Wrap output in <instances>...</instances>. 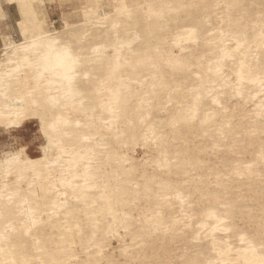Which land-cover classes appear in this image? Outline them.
<instances>
[{
  "label": "rangeland",
  "instance_id": "obj_1",
  "mask_svg": "<svg viewBox=\"0 0 264 264\" xmlns=\"http://www.w3.org/2000/svg\"><path fill=\"white\" fill-rule=\"evenodd\" d=\"M26 6L60 39L27 52L35 60L56 47L76 57L72 88L82 102L63 106L65 83L49 90L41 65L6 60L24 55L7 43L24 34L17 6L0 0V90L22 117L0 116V145L36 157L50 139L36 168L0 165V243L47 244L0 245V264H247L245 251L263 256L264 0ZM93 8L106 14L86 20ZM101 43L118 48L94 52ZM52 66L43 62V73ZM112 88L115 112L100 118ZM36 99L61 121L44 124ZM75 149L84 152L76 169L68 166ZM16 185L22 190L11 193Z\"/></svg>",
  "mask_w": 264,
  "mask_h": 264
},
{
  "label": "bare ground",
  "instance_id": "obj_2",
  "mask_svg": "<svg viewBox=\"0 0 264 264\" xmlns=\"http://www.w3.org/2000/svg\"><path fill=\"white\" fill-rule=\"evenodd\" d=\"M6 1L10 4H15L17 6L18 12L20 14V18L17 20V23L21 26V31L24 34V37H23L24 40L16 41V39H11V38L7 40L9 48H12L14 50L23 49L24 55L22 57L18 56L16 59H13L11 57H6V60L12 61V62L14 60V62H16V65L14 67H16V68H20V66H23V64H25V63H33L35 68H38V66L41 65V67H39L40 68V72H39L40 76L39 77L41 78V77L46 76V75L48 76L46 81L48 82V86H49L48 89L49 90L52 89L54 85H56V84L58 85L59 83H62V82L65 83V85L67 86V87H65L64 90H62V93H61V94L65 93L66 95H68V97L65 99V103L63 104V106L68 105L66 102H69L72 104L76 101H78L79 105L81 106L82 98H81V100H80V98L76 99L75 96L78 92L72 88V85H73L72 82H73L74 77H75L76 72H77L74 67H75V63L78 61V59L76 57H72L71 55H70V57L64 56L65 53L62 50L61 51L64 54H62V52H61V54H57L58 49L60 52V48L57 49L56 47H54L56 49L55 50L56 54L53 53L55 51L52 50L53 52L52 51H50L49 53L47 52L49 55L45 56V54H43L44 55L43 57L39 56V58L35 59V60L33 58H31V56L29 55V52H27V50H30L31 48H34V47L37 48L38 46H40L39 45L40 41L44 42L46 44H49V46L50 45L53 46V45L58 44L60 39L58 36H53V33L51 32V30H49L45 26V20L42 17H39L41 15L38 12H34L32 8L26 6L27 4H29V0H6ZM84 14L87 17L86 20L92 21L93 19H97L99 15L100 16L105 15L106 12L104 10H102L101 8H95V9L93 8L90 10L84 9ZM27 16H30L31 17L30 20L33 22L29 27H24V25H23L24 22H26L28 20ZM39 18L41 20V24H39L37 22V20ZM9 37H11L10 34L8 35V38ZM234 39L237 40L238 44H244L245 43V41L238 38L237 35L234 36ZM173 42H178V39L174 38ZM121 45L123 46L124 43L121 42ZM15 48H17V49H15ZM50 48H53V47H50ZM110 48H114L115 50H117L118 46L115 45L114 43H101V44L93 47L94 52H99L101 54L106 53L107 50ZM64 51H66V50H64ZM67 51H69V50H67ZM116 52L119 54L118 51H116ZM43 62H51L53 64V66L51 67L52 71H49L47 74L43 73V67H42ZM102 88H104V89L108 88L109 89L111 87H105V86L99 85V87L97 88V91L99 89H102ZM100 93L101 92H99V94ZM106 94H107L106 97L101 99V102H102V104H101L102 109L101 110H103L109 114L108 115L100 114L99 117L104 118V116H106L105 119L110 120V118L113 115V111L115 112L114 104L118 101V97L120 96V94H117V93L115 94V90L113 88L110 91L108 90ZM15 99L18 101L23 100L22 97H15ZM48 100L50 102H54V105H56V104H58L60 99L57 97V94H50L48 96ZM36 101H37V99L33 100L34 103H36ZM113 106H114V110H113ZM37 107L39 108V110L37 109V110H35V112H37L39 119L44 124L46 121H48L49 125H55L56 123L60 122L61 119L63 118L61 114H57L54 117H52L51 119H49L50 114L45 112L43 109H40L41 106L38 105ZM67 110H69V109H67ZM27 111H31L30 108L26 109L25 113ZM67 120H68L67 121L68 123L72 122L75 127H79L83 123L81 117L80 118L76 117L75 119H73L72 114H69L67 116ZM79 135H80V138L82 140H85V141L86 140L87 141L92 140L91 134L89 132L83 131ZM49 140L50 139L47 137L46 142H45L46 143L45 144V150L48 149L50 146ZM60 147H62V146H60ZM62 148L64 150V147H62ZM68 152H71V156H70V158H68V159H70L71 164L68 166H71V167L73 166V168L76 169L77 165L82 163V161H83L84 152H82L80 149H78V150L75 149L73 151H68ZM37 161L38 160L25 163L24 167H35L36 168ZM57 161H58V159H54L51 162L55 163ZM15 162H21V161H13L12 163H15ZM88 172H89V170L86 169L85 173H88ZM242 172L245 173L244 170H242ZM16 177H17L16 178L17 181H20L22 178L21 175L16 176ZM37 180H38V177L32 178V179H30V182L33 184V183H36ZM70 183L71 182L69 181V185H70ZM20 190H22V189L19 188L18 185H16L13 190L9 189V191L11 193L12 192L17 193ZM34 193H36L35 190H34ZM55 203H57V201H55ZM245 253L250 255V256L246 257L247 264H264V255L263 256H259L258 254L255 255V254L249 253L248 251H245Z\"/></svg>",
  "mask_w": 264,
  "mask_h": 264
},
{
  "label": "crops",
  "instance_id": "obj_3",
  "mask_svg": "<svg viewBox=\"0 0 264 264\" xmlns=\"http://www.w3.org/2000/svg\"><path fill=\"white\" fill-rule=\"evenodd\" d=\"M2 94H3V90H0V116L7 117L9 120L8 123H11L14 121H16L17 123H20L22 121V117L17 115L16 113L17 110L14 108L13 105H11L9 99L5 96H2ZM14 136L16 137L17 135H14ZM6 145L7 143L6 144L2 143V145H0V165L10 164L13 161H24V162L36 161V160H39L43 156L44 151H45V143H44L43 144L44 150H42L43 153L41 155L36 156V157H29V156H25L20 151H15V150L12 151L11 149H9V147H6ZM0 245L31 246V245H47V244L46 243H36V242H25V243L23 242H14V243L4 242V243H0ZM48 245H58V243H51Z\"/></svg>",
  "mask_w": 264,
  "mask_h": 264
}]
</instances>
